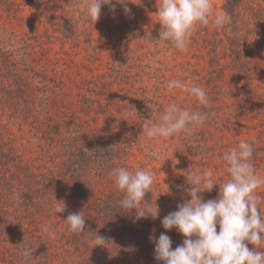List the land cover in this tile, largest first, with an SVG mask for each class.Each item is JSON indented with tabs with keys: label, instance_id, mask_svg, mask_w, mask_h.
Returning <instances> with one entry per match:
<instances>
[{
	"label": "trees",
	"instance_id": "1",
	"mask_svg": "<svg viewBox=\"0 0 264 264\" xmlns=\"http://www.w3.org/2000/svg\"><path fill=\"white\" fill-rule=\"evenodd\" d=\"M14 5L10 0L5 3L8 9ZM223 10L230 22L222 35L209 38L211 46L204 55L215 72L225 74L218 75L219 80L230 86L221 132L239 135L240 128H250L245 141H254L253 164L264 177V99L254 83V62L260 54L255 53L259 48L250 33L253 24L264 19V9L249 0H224ZM3 45L0 41V264H47L57 250L72 251L78 264H163L155 259V240L150 237L165 232L161 224L165 216L136 220L135 210L120 209L123 193L109 175L116 167L129 169L143 124L153 122L160 112L152 89L146 85V95L141 94L133 113L125 112L119 99L111 105L113 85H119L122 77L116 83L106 74L93 77L88 88L92 95L66 100L63 71L55 73L44 64L34 76L27 69L16 71L13 52ZM197 110L209 111L199 104ZM7 113L14 123L35 128L43 144L39 156L15 142L3 120ZM199 134L202 138L196 136L195 144L188 143L189 139L185 144L193 150L189 160L197 167L210 158L216 144L206 122L188 133V138ZM215 166L217 183L227 180L226 163ZM200 195L204 201L218 198L219 185ZM63 205L61 212L58 209ZM81 211L84 232L74 233L65 220ZM166 234L173 248L182 244L184 237L175 228ZM97 235L105 238V245H95ZM55 236L61 238V246ZM25 248L32 250V258L24 257Z\"/></svg>",
	"mask_w": 264,
	"mask_h": 264
},
{
	"label": "rangeland",
	"instance_id": "2",
	"mask_svg": "<svg viewBox=\"0 0 264 264\" xmlns=\"http://www.w3.org/2000/svg\"><path fill=\"white\" fill-rule=\"evenodd\" d=\"M6 1L0 0V41L6 50L13 52L16 71L27 69V74L34 76L33 73L43 64L55 73L63 71L66 100L84 94L92 95L88 88L93 77L106 74L109 81L114 83L118 77H122L119 85H113L111 105L119 99L126 106L124 111L133 113L141 94L145 96L149 86L160 108L153 120L158 122L162 108L165 109L172 102L190 111H194L198 105L194 97L180 89L169 92V80H181L206 91L211 101L210 107H207L209 118L206 124L216 136V144L213 143L215 146L209 152L210 158L202 161L199 167L192 165L189 159L193 150L187 149L185 144L188 139V143H194L196 136L202 138L201 134L194 135V138H188V133H184L149 140L140 130L142 137L134 146L129 170L143 168L153 174L154 183L145 201L156 203L160 209L159 215L166 216L173 212L171 208L177 210L178 205L190 200L186 189L190 187L188 180L192 175L208 169L217 171L218 166L213 168L214 163H222L223 153L237 146L239 140L249 138L250 128H240L239 135L226 136L221 132L228 109L225 102L229 101L225 99L230 98L227 91L230 86L219 80L218 75L221 78L225 74L215 72L211 67L213 64L210 65L204 58L211 46L209 38L222 35L227 29L225 25L217 27L210 22L197 26L191 35L189 50L181 52L170 42L156 41L162 27L157 16L161 0H109L102 5L101 16L96 23L87 15L90 0H10L15 4L10 9L5 7ZM249 1L260 10L264 9V0ZM212 4L215 12L225 14L224 0H212ZM113 5L115 11L112 10ZM125 6L131 9L130 14H125ZM261 13L264 15V10ZM250 33L259 48L255 53L260 54V58L254 62L257 77L254 83L264 99V19L260 24H253ZM222 57L219 55L220 59ZM224 62L220 61L219 64ZM12 119L10 113L3 117L16 138L15 142L21 144L25 152H38L35 156H39L43 144L35 128L14 123ZM150 151H155L158 156L149 158ZM263 189L258 191L263 193ZM261 208L264 210V204H261ZM54 238L61 246V238ZM53 259L47 264L79 262L72 251L65 250H57Z\"/></svg>",
	"mask_w": 264,
	"mask_h": 264
},
{
	"label": "clouds",
	"instance_id": "3",
	"mask_svg": "<svg viewBox=\"0 0 264 264\" xmlns=\"http://www.w3.org/2000/svg\"><path fill=\"white\" fill-rule=\"evenodd\" d=\"M109 0H90L87 15L93 22L101 16L102 5ZM122 2V0H120ZM113 11L115 6L113 5ZM125 14L131 9L124 7ZM162 26L159 40L170 42L181 52L189 50L193 31L199 25L210 22L223 27L230 22L224 13L214 11L212 0H161L157 12ZM167 89L172 92L180 89L194 97L199 105L210 107L211 101L200 86H189L181 80H169ZM207 112L190 111L181 108L175 102L170 103L161 114L158 122L147 121L142 126V135L149 140L169 138L178 134L191 133L205 124ZM254 141L241 140L237 146L228 149L222 155L227 165L228 178L217 183L212 169L196 173L188 180L190 187L186 193L190 200L177 206L162 221V232L155 240L154 256L163 264H264V193L258 189L264 187L261 177L253 164ZM156 158L155 151L148 153ZM114 178L123 198L119 200L120 209L125 212L135 210V219L159 217L158 205L145 201L154 183L153 174L143 168L134 171L126 167L113 168L109 174ZM219 185L216 199L204 201L200 194L211 192ZM59 211H64V205ZM65 222L74 233L84 232L83 212L69 214ZM219 227V231H217ZM176 229L183 237L182 244L172 247L171 237L166 233ZM96 246H103L106 240L95 236ZM249 244L253 248H249ZM24 257L32 258L33 252L25 248Z\"/></svg>",
	"mask_w": 264,
	"mask_h": 264
}]
</instances>
